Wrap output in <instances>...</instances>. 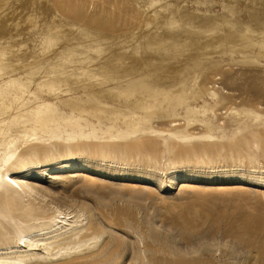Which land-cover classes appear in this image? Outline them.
<instances>
[{
  "label": "rangeland",
  "instance_id": "obj_1",
  "mask_svg": "<svg viewBox=\"0 0 264 264\" xmlns=\"http://www.w3.org/2000/svg\"><path fill=\"white\" fill-rule=\"evenodd\" d=\"M11 142L71 157L25 181L88 264H264V0H0V174Z\"/></svg>",
  "mask_w": 264,
  "mask_h": 264
},
{
  "label": "bare ground",
  "instance_id": "obj_2",
  "mask_svg": "<svg viewBox=\"0 0 264 264\" xmlns=\"http://www.w3.org/2000/svg\"><path fill=\"white\" fill-rule=\"evenodd\" d=\"M49 120V116L33 119L39 124ZM10 144L5 157L9 168L0 174V264H88L98 253L103 233L92 236L95 226L85 222L79 210L52 207L47 213L43 190L25 181H41L46 174L54 180L51 175L70 171L71 157L52 164L33 162L39 154L50 157L55 146L39 152L19 151Z\"/></svg>",
  "mask_w": 264,
  "mask_h": 264
}]
</instances>
